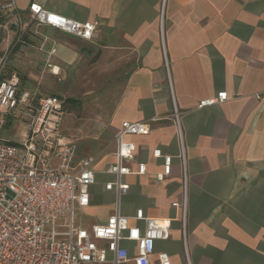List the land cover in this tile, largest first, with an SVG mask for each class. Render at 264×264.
Here are the masks:
<instances>
[{
    "label": "crops",
    "instance_id": "1",
    "mask_svg": "<svg viewBox=\"0 0 264 264\" xmlns=\"http://www.w3.org/2000/svg\"><path fill=\"white\" fill-rule=\"evenodd\" d=\"M16 2L26 17L39 2L96 24L92 40L50 26L38 33L33 28L35 40L43 41L39 35L50 40L47 50L54 45L56 54L61 50L59 61L81 59L98 49L96 62H106L108 70L126 66L127 78L112 111L75 143L79 157L97 155V166L103 168L114 158L113 141L123 121L149 123L148 134L128 136L136 144L130 164L145 163L146 172L128 175L127 204L132 206L124 212L133 216L143 208L149 216L177 217L171 237L158 241L157 251H167L177 264H187L185 248L191 264H264V0ZM222 91L227 100L198 107ZM175 107L188 171L186 245L181 212L172 205L184 197L178 129L171 117ZM72 123L62 131L73 138L79 129ZM155 149L174 156L167 176H160L163 160L154 156ZM107 178L99 176L87 206L105 195L101 203L111 210L104 221L113 213V194L103 186Z\"/></svg>",
    "mask_w": 264,
    "mask_h": 264
},
{
    "label": "built area",
    "instance_id": "2",
    "mask_svg": "<svg viewBox=\"0 0 264 264\" xmlns=\"http://www.w3.org/2000/svg\"><path fill=\"white\" fill-rule=\"evenodd\" d=\"M39 26L85 40H92L96 30V24L52 11L44 3H33L26 17L16 0H0V264H177L167 251H157L156 245L171 237L177 217L149 216L143 208L130 216L122 205L123 197L131 191L128 175L146 172L145 163L139 162L136 168L130 164L136 157V144L128 136L148 134L149 123L123 121L113 141L114 158L103 168L97 166V155L79 157L75 141L62 131L65 98L28 85L27 79L10 67L15 51ZM56 51L54 45L46 52L50 58ZM227 98L228 93L222 91L202 99L198 107ZM171 117L178 129V158L184 176L183 200L172 205L181 212L186 245L188 171L177 107ZM11 120L25 123L22 140L1 135ZM154 156L163 160L160 176L169 175L174 156L160 149L154 150ZM101 175L108 176L103 186L113 194V213L89 227L77 224L76 208L90 205L92 186ZM59 226L65 229L58 230ZM185 250L187 264H191Z\"/></svg>",
    "mask_w": 264,
    "mask_h": 264
},
{
    "label": "rangeland",
    "instance_id": "3",
    "mask_svg": "<svg viewBox=\"0 0 264 264\" xmlns=\"http://www.w3.org/2000/svg\"><path fill=\"white\" fill-rule=\"evenodd\" d=\"M41 28L43 26L35 27L34 30L38 33ZM61 32L67 36L75 37L71 33ZM39 36V39L43 40L42 42L35 40L32 36L27 38V43L21 45L13 54L10 67L17 69L27 79L28 85L39 88L43 93L58 94L62 98L71 97L78 101L75 104L71 102L65 104V116L62 124L65 127L73 122V128L79 129L77 136L73 138L68 136L76 142L82 132L96 129L93 124L96 119L106 120L120 96L122 86L127 78V68L122 66L119 70L110 71L106 62L97 63L98 49L90 50V53H86L84 58L69 62L57 59V55L59 56V52H61L60 49L57 54L55 53L49 58L46 51L47 43L50 40L42 35ZM43 44L44 48H42ZM57 47L59 48V45ZM55 65L60 67V73ZM25 129V123L11 120L2 129L1 135L19 141L24 138ZM83 142L81 140L79 143ZM128 196L129 194L122 199L123 210L125 206H132L131 201L127 204ZM105 198V195L95 196L92 200V203H96L94 206L92 204L90 207H77L75 222L83 226H91L104 221L111 210L108 204L103 206L101 203L106 201ZM46 228L50 229L51 226ZM57 229L64 230L65 228L59 226Z\"/></svg>",
    "mask_w": 264,
    "mask_h": 264
},
{
    "label": "trees",
    "instance_id": "4",
    "mask_svg": "<svg viewBox=\"0 0 264 264\" xmlns=\"http://www.w3.org/2000/svg\"><path fill=\"white\" fill-rule=\"evenodd\" d=\"M25 78V77H24ZM26 79V78H25ZM67 102H71V103H74L75 104V102H77V100H75L74 98H71V97H69V98H66L65 99V103H67Z\"/></svg>",
    "mask_w": 264,
    "mask_h": 264
}]
</instances>
